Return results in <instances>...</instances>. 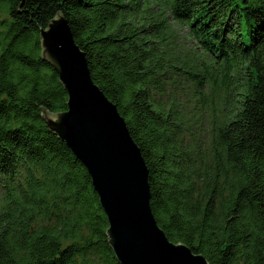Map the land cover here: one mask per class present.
I'll use <instances>...</instances> for the list:
<instances>
[{
	"label": "trees",
	"instance_id": "16d2710c",
	"mask_svg": "<svg viewBox=\"0 0 264 264\" xmlns=\"http://www.w3.org/2000/svg\"><path fill=\"white\" fill-rule=\"evenodd\" d=\"M148 3L0 0V264H119L87 168L42 118L67 110L40 39L58 14L141 150L169 241L210 264H264V0H166L208 56L198 69L174 60ZM172 70L196 85L204 142L157 100Z\"/></svg>",
	"mask_w": 264,
	"mask_h": 264
},
{
	"label": "water",
	"instance_id": "95a60500",
	"mask_svg": "<svg viewBox=\"0 0 264 264\" xmlns=\"http://www.w3.org/2000/svg\"><path fill=\"white\" fill-rule=\"evenodd\" d=\"M42 58L59 76L67 110L42 109L49 131L87 168L108 218V243L119 264H210L169 241L153 214L149 171L116 105L97 86L62 14L40 31Z\"/></svg>",
	"mask_w": 264,
	"mask_h": 264
},
{
	"label": "rangeland",
	"instance_id": "374dc122",
	"mask_svg": "<svg viewBox=\"0 0 264 264\" xmlns=\"http://www.w3.org/2000/svg\"><path fill=\"white\" fill-rule=\"evenodd\" d=\"M151 7L150 13L158 17V14H162L159 18H166L167 24L170 26L169 34L171 35V41L174 42V60L179 61L182 67L187 65H194V68L198 69L204 63L208 62V56H206L198 48L196 49L195 43H193L192 37L189 35L187 27L174 21L169 14V10L166 5V0H148ZM175 62V61H173ZM197 66V67H196ZM173 73L167 74L166 78V94L157 95V100L170 104L175 103L180 113L188 121L189 134L188 139H198L199 142H204L208 131L207 117H203L200 114V103L195 83L192 81L189 75L181 74V70H172Z\"/></svg>",
	"mask_w": 264,
	"mask_h": 264
}]
</instances>
